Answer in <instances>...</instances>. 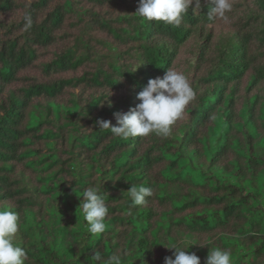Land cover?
<instances>
[{
    "label": "trees",
    "instance_id": "1",
    "mask_svg": "<svg viewBox=\"0 0 264 264\" xmlns=\"http://www.w3.org/2000/svg\"><path fill=\"white\" fill-rule=\"evenodd\" d=\"M232 2L224 21L193 0L177 27L138 0H0V209L20 216L24 264H164L180 240L264 264V0ZM168 68L196 93L168 138L99 129ZM141 184L153 196L133 206ZM91 186L109 209L98 235L79 209ZM187 251L205 264L207 247Z\"/></svg>",
    "mask_w": 264,
    "mask_h": 264
},
{
    "label": "clouds",
    "instance_id": "2",
    "mask_svg": "<svg viewBox=\"0 0 264 264\" xmlns=\"http://www.w3.org/2000/svg\"><path fill=\"white\" fill-rule=\"evenodd\" d=\"M192 4L193 0H138L135 14L145 21L165 22L178 27ZM211 4L208 19L227 21V14L233 8L232 0H211ZM199 6V0H196V8ZM23 21L25 31L33 26L30 13H25ZM195 97L196 93L188 77L180 71L168 68L162 78L148 80L147 85L137 94L140 102L134 108L113 114L115 126L107 120H99L97 124L99 129H110L115 137L124 140L149 137L153 134L160 138H168L172 126L183 117L186 108ZM128 193L133 206H143L147 203L146 198L153 196V188L145 187L143 184L132 185ZM81 197L79 209L88 232L92 235L105 232L107 227L105 221L109 211L105 192L101 187L91 186L83 191ZM20 227V216L17 212L0 209V264H24L27 259L25 249L15 242ZM211 243L212 241L200 244L180 240L164 246L173 250L171 256L164 258V264H201L199 256L187 251L193 244L208 248L205 264H233L228 250L213 247L209 251ZM91 259L94 262L102 261L98 252H93ZM102 264H122V257L111 255L102 261Z\"/></svg>",
    "mask_w": 264,
    "mask_h": 264
},
{
    "label": "rangeland",
    "instance_id": "3",
    "mask_svg": "<svg viewBox=\"0 0 264 264\" xmlns=\"http://www.w3.org/2000/svg\"><path fill=\"white\" fill-rule=\"evenodd\" d=\"M251 2H252V0H251Z\"/></svg>",
    "mask_w": 264,
    "mask_h": 264
}]
</instances>
